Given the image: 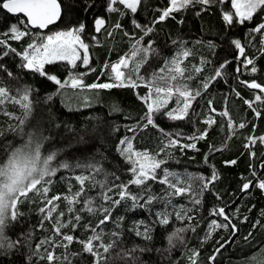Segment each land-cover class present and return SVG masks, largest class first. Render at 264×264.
I'll return each mask as SVG.
<instances>
[{"label":"trees","instance_id":"obj_1","mask_svg":"<svg viewBox=\"0 0 264 264\" xmlns=\"http://www.w3.org/2000/svg\"><path fill=\"white\" fill-rule=\"evenodd\" d=\"M61 2L65 12L63 18L47 31H43V34H52L67 30L80 22L85 23L86 29L82 38L89 44V67L95 68V71H89L79 62L75 70H71L67 62L46 66V71L57 74L62 82L67 80L72 72L83 73L85 85L108 82L109 73L101 75L104 65L115 63L120 57L130 53L132 43L142 35L141 30L134 27L132 20L154 29L151 34L143 37L142 44L147 46L151 43L158 55H150L148 62L141 68L142 76L150 78L151 74L158 72L168 60L174 59L177 53L189 51V56L182 58L181 67L185 69V75L179 78L178 82L186 85L192 92L201 91L202 96L197 97L193 103L187 119L172 121L157 114L156 124L166 132L172 133L173 138L178 139L181 144L196 143L197 148L181 151L179 147H170L167 149V156L162 154V158L168 161L163 167L182 176L192 174L193 177L208 178L213 172L217 174V179L209 183L207 189L202 188L203 182L193 178L187 181L191 185V192L169 196L168 193L172 189L158 182L163 178L162 171L158 170V180L149 181V185L152 193L161 199L144 208L135 209L131 207L130 201L122 202L112 209V219L97 228L102 235V240L95 242L97 247L100 244H113L109 252L105 253L108 257L107 264H190L188 256L193 251L200 254L198 264H210L208 257L221 244L224 247L211 264H264V227L260 226L264 225V191L255 186L247 191L241 190L245 178L253 179L254 183L264 179V142L258 139L264 136V93L241 83L255 80L264 86V36L256 33L250 36L248 32L256 24V19L251 23L228 27L223 20V12L231 10V0L226 3H219L217 0L207 10H204V6L195 4L173 13L159 23L155 21L161 14L160 10L169 6V0H142L135 14L119 5L117 7L121 8L120 12H109V0ZM85 5L92 7L85 10ZM97 17L105 18L107 31L102 28L100 33L95 32L94 20ZM21 20L25 18L0 9V33ZM117 23L122 25L121 29L115 28ZM28 31L32 34L37 32L36 29ZM109 32L112 35H108ZM92 36H97V40L93 41ZM33 38V35H29L20 41L9 40V43L18 52H22ZM235 39L242 41L246 46V55L255 60L258 69L256 73H251V66L243 67V57L237 59L238 50L232 44ZM3 50L0 48V54ZM225 62L229 63L222 69L223 75L212 81L205 91L204 82ZM0 65L4 66L0 68V83L7 86L13 94L25 87L33 90V113L25 123L23 133L36 132L51 137L44 141L41 151L45 156L53 152L57 154L53 167L65 161L73 166L77 163L99 162L109 174V185L127 183L133 176L129 171L130 164L117 151L119 141L127 137L134 151H148L153 154L159 151L162 142H167L159 128L143 127V116L147 107L141 99L147 92L143 85L135 89L127 87L91 90L73 89L70 86L60 88L45 77L23 69L20 66L21 59L16 54L10 53L8 57H4L0 60ZM238 66L241 67L239 73L236 72ZM198 67L203 70L196 72ZM7 71H11L13 76H7ZM258 94L262 96V101H255L254 97ZM49 96L51 99H48ZM209 100L212 101L211 106ZM245 100L252 101L253 107L249 108ZM174 106L175 98L169 107ZM210 108H215L216 111L212 112ZM253 109L260 111V115L256 116ZM224 111L229 113L227 117L221 115ZM4 112L21 115L20 108L13 103L0 106V129L6 132L4 136H0V163L5 161L9 146H19L26 139L25 135L7 132L8 124H15L16 121ZM209 118L214 119L215 123L206 125L204 121ZM229 120L232 121L231 127ZM241 123L245 125L244 128L239 127ZM129 128L135 131H129ZM205 131V139H188ZM249 137L256 138V143L246 147ZM232 160L236 163H226ZM252 172L257 173L255 178L252 177ZM80 174L92 173L75 167L60 169L50 178L51 184L47 185L49 198L57 194L62 196L61 200L54 201V204L58 205L57 213L65 214L59 219L69 225L62 229V233L77 238L67 252L63 248L55 249L58 257L68 255V260L62 261V264H69V261L71 264H94L92 255L84 253L82 245L77 241L93 235L88 225L96 226L102 214L92 215L84 210L83 197L80 198V203L72 205L77 211L69 212V205L63 199V196H71L79 190L75 176ZM95 180L104 181L105 175H96ZM93 183L94 181L85 182V196L96 198V204L99 205L103 203L100 200L102 189L99 186L93 187ZM69 188L71 192L68 191ZM140 190L134 185L130 186L132 192ZM116 191L118 189L109 193L114 199H118ZM29 197L22 204H18L21 216L6 229V236L12 241L20 239L21 244L10 250L0 249V264H48L46 260H40L33 254L34 247L40 239L53 234L57 213H53L51 221L45 219L39 211L45 206L44 198L35 193H30ZM194 198L201 199V204L196 205ZM220 207L225 209L238 231L233 233L231 228H218L212 232L210 238L205 239L213 219L226 223L223 217L210 214L213 208ZM181 208L187 210L188 215L194 218L191 222L186 218H176V213L180 212ZM158 213H167L170 222L167 225L160 224ZM76 214L81 216L78 224L74 220ZM183 214L181 212V215ZM245 217L247 221L244 220ZM42 221L43 228L40 227ZM257 221L259 225L253 227ZM189 223L196 227L195 232L187 231L183 234L185 243L174 240L175 247H171L168 236L178 228L187 227ZM145 228L150 229L151 240L135 234L136 229L143 233ZM113 232L120 235L112 236ZM29 234L31 247L26 239ZM56 239L59 241L60 238ZM134 247L147 250H137L131 257L124 255ZM99 250L103 251L102 248ZM41 254H44L43 249ZM132 257L137 259L133 260Z\"/></svg>","mask_w":264,"mask_h":264},{"label":"snow or ice","instance_id":"obj_2","mask_svg":"<svg viewBox=\"0 0 264 264\" xmlns=\"http://www.w3.org/2000/svg\"><path fill=\"white\" fill-rule=\"evenodd\" d=\"M217 0H169V6L165 9L160 10L161 14L155 23L162 22L172 16L173 13L185 10L190 6L199 4L204 6V10H207L209 6ZM219 3H226L227 0H218ZM142 4V0H109L107 10L109 12H120L121 8L117 7L123 6L124 9L129 10L132 14L137 13L139 7ZM92 5H85V10H88ZM230 11L223 12V20L228 27H232L234 24L244 25L246 22L251 23L254 18L256 19V24L248 30L249 35L253 33L261 34L264 36V0H231ZM0 9L6 10L7 13L13 15H23L25 20L18 21L15 24L9 26L8 30L0 33V48H3L2 54H0V60L4 57H8L10 53L16 54L21 59V67L27 69L33 73L39 74L41 77H45L47 80L54 82L60 88L70 86L73 89H83L88 88L91 90H104L113 88H139L143 85L147 92L146 95L142 96L141 99L146 103L147 107L143 116V127L147 128L149 126L159 128L162 135L166 138V143L162 142V146L158 152L155 154L148 151H134L131 141L124 137L119 141V146L117 151L125 160L130 164L129 171L132 173L133 178L127 183L111 184L107 182V176L109 175L104 171L102 164L99 162H89L87 164L77 163L76 165H71L69 162L65 161L59 164L57 167H53V162L56 159V153H50L42 155V146L45 140L51 139V137H45L42 133L37 134L36 132L23 133V127L25 123L29 120L33 113V103L31 99V88H23L19 90L16 94L7 87L0 83V106L6 103H13L17 105L21 110V115L17 116L14 113L4 112L5 115L11 116L16 123L8 124L7 132L17 133L25 135L26 139L19 146H9V152L6 154L5 161L0 163V249H14L21 244V240L17 239L12 241L6 236V229L12 223L17 221L21 216L18 204H22L24 200L29 199L30 193L39 194L44 198L45 206L40 208V213L44 215L47 220L53 219V213H57L58 205L54 204V201L61 200L62 196L60 194L48 197L49 187L47 185L51 184V177L55 176L60 169H70V168H80L85 169L92 173L91 175L80 174L75 176V180L79 183V190L73 193L71 196L65 195V199L69 205V212H76L77 209L72 207L73 204L80 203V198H84V210L92 215L102 214V218L96 226L88 225L91 229L93 235L89 236L85 240H78L82 245V250L84 253H89L94 258V264H107L108 257L105 253L113 247V244H100L97 247V241L102 240V235L97 231L102 225H106L108 221L112 219V209L119 206L122 202H131V207L144 208L154 201L161 199L155 196L149 185V181H157L158 170L162 171L163 178L159 179V183L167 185L168 188L172 189L168 193L169 196L184 195L186 192H191V185L187 182L191 179H196L201 182L202 188L207 189L209 183L217 179V174L215 172L208 178L203 176L193 177L192 174H186L182 176L179 173L170 171L164 168L163 165L167 164V159L162 158V154L167 156V149L170 147H179L181 151L184 149H196V143L181 144L178 139L173 138L172 133L166 132L158 124H156L157 114L166 116L172 121H181L189 117L190 111L193 108V103L197 100V97H201V91L197 90L192 92L188 89L186 85L180 84L179 78H183L185 75V69L181 67L182 58L189 56V51L184 50L176 54L174 59H170L165 63L164 67H160L158 72L151 74L150 78L142 76L141 68L148 62L150 55H158L152 44L149 43L147 46L142 44L143 37L151 34L153 28L151 26H145L138 23L136 20H132V24L136 29L141 30L142 35L135 39V42L131 45V52L120 57L115 63H106L101 71V75L108 72L107 77L108 82L103 83H92L90 85H85L83 80V73L72 72L67 80L63 82L58 77L57 74L46 71V66L55 65L58 62H67L71 70H75L80 65L88 68L89 71H95V68H90V56H89V44L84 42L82 34L85 32L86 25L83 22L78 23L75 26H70L67 30L56 31L53 34H43V30L49 28V26L59 22L65 12L62 6L61 0H0ZM259 13V15H257ZM126 14V13H125ZM107 21L104 17H97L94 20V30L96 33H100L102 28H105ZM116 29H121L122 25L117 23L115 25ZM28 29H36L37 32L32 34ZM105 31L107 29L105 28ZM33 35L34 38L30 42L24 51L18 52L16 48H13L9 43V40L20 41L26 36ZM112 35V33H108ZM128 35V33H125ZM92 40H97V36H92ZM154 43V42H153ZM175 43V42H174ZM235 49L238 50L237 59L239 60L243 57L241 61L243 67L247 68L251 66V73H256L258 71L255 66V60L246 55V46L242 43L240 39H235L232 41ZM214 47V45H209ZM81 50L83 55H81ZM204 63L203 61L201 62ZM225 62L220 68L214 71V73L208 77V80L204 82L203 88L206 91L210 83L216 78L223 75L222 69L226 67ZM4 67L0 65V68ZM202 68H196V72L202 71ZM236 72H241V67L236 68ZM167 73V74H165ZM6 75L9 77L13 76L11 71H7ZM191 78L190 76L188 77ZM176 82V83H173ZM245 86L250 89L260 90L264 93V86L255 80L242 81ZM239 96V93H237ZM175 98V106L169 107L170 103ZM51 99V96L48 97ZM255 101H262L261 95H256L254 97ZM264 102V101H262ZM209 105L211 106L212 101L209 100ZM245 103L249 108L253 107L252 101L245 100ZM212 112H215V108H210ZM256 116L260 115V111L253 109ZM223 116H228L229 113L224 111L221 113ZM206 125L214 124L215 120L212 118L206 119L204 121ZM139 125V122H138ZM59 127V125H56ZM229 126H232V121L229 120ZM240 128H244L243 123L239 124ZM118 130V129H117ZM129 131H135L133 128H129ZM6 134L4 129H0V136ZM207 136V132H202L199 136L188 137L191 141L202 140ZM261 142H264V136L258 138ZM256 143V138L249 137L250 146ZM219 151V149H216ZM252 155H255L252 153ZM207 162V157L205 158ZM227 164H235L236 161H226ZM103 173L105 175L104 181H96L95 176ZM114 175V174H113ZM252 177L257 176L256 172L251 173ZM48 178V179H46ZM116 179H119L116 177ZM94 181L93 187L99 186L102 191L100 193V200L103 203L97 205L96 198L85 196V182ZM136 186L141 189L138 192L130 191V186ZM258 187L260 190L264 191V179H260L258 182L254 183L253 179L245 178V182L242 184V191H247L251 187ZM114 189H118L115 195L118 199H114L112 193ZM71 192V188L68 189ZM143 201V203H141ZM196 205L201 204V199L194 198L193 201ZM108 205V206H105ZM181 212L184 214L181 215ZM212 216L223 217L226 223H219L217 220L213 219L210 222L209 233L205 239L211 237L212 232L218 228L229 229L235 233L238 231L236 225L231 222V218L225 212L223 207L213 208L210 213ZM64 212L57 213V220L54 221L53 234L40 239L34 247V255L40 260H46L48 264H62V261L68 260V255L63 257H58L55 253L57 247L67 249L76 240L73 235L63 234L62 229L67 228L69 225L60 220L63 217ZM264 215V213H262ZM158 222L162 225H167L170 221L168 219L167 213H158ZM176 218L179 220H184L185 218L191 222L194 218L188 215L187 210L181 208L180 212L176 213ZM121 220L123 217L120 218ZM74 220L78 224L81 220V216L76 214ZM247 221V217L244 218ZM71 223V221H69ZM259 225L257 221L253 227ZM264 227V225H260ZM43 228V221L40 224ZM75 227V225H73ZM191 230L195 232L196 227L191 223L187 227H182L176 229L170 236H168V243L171 247H175L173 243L174 240H178L181 244L185 243L184 233ZM150 229L145 228L142 233L139 229H136L135 234L137 236H143L146 240H151L152 237L149 234ZM112 236L118 237L120 233L113 232ZM59 237V241H57ZM30 243V234L26 238ZM224 245L221 244L215 252L208 257V260L214 262L218 254H220L221 248ZM102 248L101 252L99 249ZM41 249L44 250V254H41ZM51 249V250H49ZM137 250L143 252L147 249L134 247L128 252L124 253L129 257L132 253ZM170 250V249H169ZM199 252L193 251L188 260L190 264H198ZM133 260L137 259L132 257ZM69 264L71 262L69 261Z\"/></svg>","mask_w":264,"mask_h":264},{"label":"water","instance_id":"obj_3","mask_svg":"<svg viewBox=\"0 0 264 264\" xmlns=\"http://www.w3.org/2000/svg\"><path fill=\"white\" fill-rule=\"evenodd\" d=\"M12 15H13V14H12ZM21 16H23V15L21 14ZM24 18H25V17H24ZM57 23H58V22H57ZM57 23H56V24H57ZM56 24H54V25H56ZM54 25L49 26V28L52 27V26H54ZM49 28H48V29H49ZM48 29L43 30V31H47Z\"/></svg>","mask_w":264,"mask_h":264},{"label":"rangeland","instance_id":"obj_4","mask_svg":"<svg viewBox=\"0 0 264 264\" xmlns=\"http://www.w3.org/2000/svg\"><path fill=\"white\" fill-rule=\"evenodd\" d=\"M59 31H61V30H59ZM55 33V32H54ZM53 34V33H52ZM81 55H83V52H82V50H81Z\"/></svg>","mask_w":264,"mask_h":264}]
</instances>
